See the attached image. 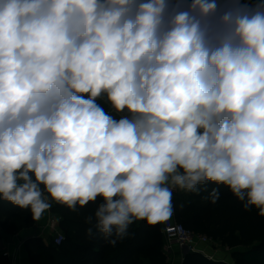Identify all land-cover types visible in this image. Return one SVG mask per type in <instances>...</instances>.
<instances>
[{
    "label": "clouds",
    "instance_id": "obj_1",
    "mask_svg": "<svg viewBox=\"0 0 264 264\" xmlns=\"http://www.w3.org/2000/svg\"><path fill=\"white\" fill-rule=\"evenodd\" d=\"M209 183L264 217V0H0V200L115 246Z\"/></svg>",
    "mask_w": 264,
    "mask_h": 264
},
{
    "label": "trees",
    "instance_id": "obj_2",
    "mask_svg": "<svg viewBox=\"0 0 264 264\" xmlns=\"http://www.w3.org/2000/svg\"><path fill=\"white\" fill-rule=\"evenodd\" d=\"M84 98H88L87 94ZM97 103L114 119L121 118L100 99ZM214 187L217 186L209 183L207 190L198 194L174 191L173 214L176 220L192 232L212 237L223 247L233 250L232 264H264V217L259 216L255 208L245 210L242 202L222 185L219 186V200L212 203L209 193ZM100 202L98 199L75 212L53 204L51 213L60 218L59 230L65 240L56 245L52 236L28 238L24 248L29 264H172L164 251V236L157 225L136 222L129 227V234L115 246L95 229L89 236L85 218ZM35 224L30 210L0 200V241L31 229ZM231 263L185 251L182 264ZM0 264H11V260L0 253Z\"/></svg>",
    "mask_w": 264,
    "mask_h": 264
},
{
    "label": "crops",
    "instance_id": "obj_3",
    "mask_svg": "<svg viewBox=\"0 0 264 264\" xmlns=\"http://www.w3.org/2000/svg\"><path fill=\"white\" fill-rule=\"evenodd\" d=\"M176 0H172V3H175ZM218 4H220L221 8L224 9L227 7L226 0H217ZM248 4L255 6L257 0H247ZM101 101H103L110 109L114 110L111 105L107 102L106 97H101ZM114 113H117L114 110ZM60 218L53 215L51 213V209L43 214V216L36 220V224L34 227L28 230L22 231L20 234L15 236H6L0 241V252L5 253L11 260V264H29L28 256L26 250L24 248V242L30 237H42L49 238L51 227H59ZM215 250L217 252L215 253ZM207 253L215 254L216 260H224L227 263H231L232 260V252L227 247L221 246L219 249H215L212 247L206 248ZM184 250L179 247V245H173V255L170 258L172 264H182ZM232 264V263H231Z\"/></svg>",
    "mask_w": 264,
    "mask_h": 264
},
{
    "label": "built area",
    "instance_id": "obj_4",
    "mask_svg": "<svg viewBox=\"0 0 264 264\" xmlns=\"http://www.w3.org/2000/svg\"><path fill=\"white\" fill-rule=\"evenodd\" d=\"M231 0H226V5L229 6ZM241 4H247L249 7H254L253 5L248 4L247 0H239ZM112 110V109H111ZM114 112V110H112ZM126 111L124 113H120L119 116L126 115ZM163 224V236L165 240L164 251L170 260L173 255V245L177 244L184 251L188 252H197L206 256L210 260H216L215 254H209L206 251V248L212 247L215 249L221 248V244L215 241L212 237L207 235H200L192 232L187 229L183 224L179 223L174 214L170 220H168ZM50 235L54 238V242L56 245H61V243L65 240L64 234L59 230V227H51ZM217 250H215V253ZM226 262L224 260H216ZM227 263V262H226Z\"/></svg>",
    "mask_w": 264,
    "mask_h": 264
},
{
    "label": "rangeland",
    "instance_id": "obj_5",
    "mask_svg": "<svg viewBox=\"0 0 264 264\" xmlns=\"http://www.w3.org/2000/svg\"><path fill=\"white\" fill-rule=\"evenodd\" d=\"M157 228H158V231H159L161 234H163V224H162V223L157 224ZM0 253L5 254V253H3V252H0ZM5 255H6V254H5Z\"/></svg>",
    "mask_w": 264,
    "mask_h": 264
}]
</instances>
